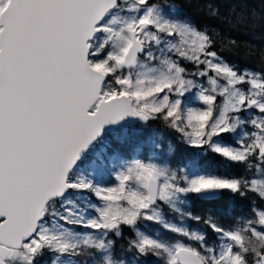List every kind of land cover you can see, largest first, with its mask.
I'll use <instances>...</instances> for the list:
<instances>
[{"label": "snow or ice", "instance_id": "1", "mask_svg": "<svg viewBox=\"0 0 264 264\" xmlns=\"http://www.w3.org/2000/svg\"><path fill=\"white\" fill-rule=\"evenodd\" d=\"M0 264H264V71L170 0H0Z\"/></svg>", "mask_w": 264, "mask_h": 264}, {"label": "trees", "instance_id": "2", "mask_svg": "<svg viewBox=\"0 0 264 264\" xmlns=\"http://www.w3.org/2000/svg\"><path fill=\"white\" fill-rule=\"evenodd\" d=\"M170 2L174 3L185 16L213 33L216 50L227 62L242 70L264 71V14L258 11L256 17L245 16L242 20L237 19L240 7L244 3H247L248 7H255L258 0H230L238 5L235 13L229 12L228 4L221 3L220 0H170ZM210 3L220 4L221 15L218 18L210 16L208 8ZM233 40L236 41L235 44L231 43ZM151 127L158 130L160 137L176 146L177 158H173V163L192 155V151L178 143V138L171 135L163 124L153 123ZM164 147L166 148L167 144ZM205 164L210 170L220 173L232 171L219 158H208ZM233 206L237 208L238 214H249L247 202ZM193 227L199 226L193 225Z\"/></svg>", "mask_w": 264, "mask_h": 264}, {"label": "rangeland", "instance_id": "3", "mask_svg": "<svg viewBox=\"0 0 264 264\" xmlns=\"http://www.w3.org/2000/svg\"><path fill=\"white\" fill-rule=\"evenodd\" d=\"M177 156V155H176ZM174 157V158H177V157ZM155 226H149L147 229H145V231L147 232H151L153 229H154Z\"/></svg>", "mask_w": 264, "mask_h": 264}]
</instances>
